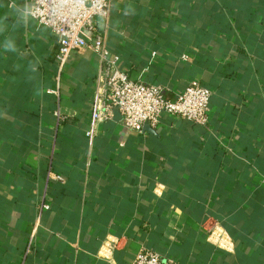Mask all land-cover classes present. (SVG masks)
<instances>
[{
	"label": "crops",
	"instance_id": "0c3cea01",
	"mask_svg": "<svg viewBox=\"0 0 264 264\" xmlns=\"http://www.w3.org/2000/svg\"><path fill=\"white\" fill-rule=\"evenodd\" d=\"M28 2L0 0V264L29 239L24 264H131L142 248L173 264H264V0H114L99 28L119 68L170 100L198 80L212 130L164 114L144 134L100 123L90 141L99 64L84 49L61 73L54 144L58 45ZM207 216L230 250L207 238Z\"/></svg>",
	"mask_w": 264,
	"mask_h": 264
},
{
	"label": "built area",
	"instance_id": "2783aa9c",
	"mask_svg": "<svg viewBox=\"0 0 264 264\" xmlns=\"http://www.w3.org/2000/svg\"><path fill=\"white\" fill-rule=\"evenodd\" d=\"M113 1L29 0L24 8L26 16L53 33L58 45L56 71L52 76L53 85L46 89L55 97L52 143H55L59 126L64 120L60 105L61 73L70 56L84 49L92 51L99 64L91 101L90 128L85 132L90 141L98 124L114 119L115 108L121 116L123 127L139 134H144L145 125L155 128L164 114L212 130L209 123L211 90L201 85L198 80H191L174 100H170L165 96L163 86L133 80L119 68L120 57L110 52L99 28V25L108 19ZM55 177L59 178L49 167L47 179ZM48 208L49 204L41 201L39 213ZM201 226L213 244L230 250L232 240L218 219L207 216ZM118 240L106 243L113 247L118 244ZM31 243L29 239L17 264H24L26 255L31 250ZM131 264H173V260L165 259L157 251L142 248L135 254Z\"/></svg>",
	"mask_w": 264,
	"mask_h": 264
},
{
	"label": "water",
	"instance_id": "95a60500",
	"mask_svg": "<svg viewBox=\"0 0 264 264\" xmlns=\"http://www.w3.org/2000/svg\"><path fill=\"white\" fill-rule=\"evenodd\" d=\"M114 114H115V116H114V119H115V120H120V119H121V116L119 115V113H118V111H117V108L114 109ZM144 130H145V131H148V132L153 131V130L150 128L149 125H145V126H144Z\"/></svg>",
	"mask_w": 264,
	"mask_h": 264
},
{
	"label": "trees",
	"instance_id": "16d2710c",
	"mask_svg": "<svg viewBox=\"0 0 264 264\" xmlns=\"http://www.w3.org/2000/svg\"><path fill=\"white\" fill-rule=\"evenodd\" d=\"M53 162V160H51V163Z\"/></svg>",
	"mask_w": 264,
	"mask_h": 264
}]
</instances>
